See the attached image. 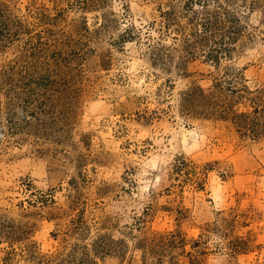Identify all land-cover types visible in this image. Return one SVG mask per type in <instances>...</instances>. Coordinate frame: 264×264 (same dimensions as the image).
Returning a JSON list of instances; mask_svg holds the SVG:
<instances>
[{
    "label": "rangeland",
    "instance_id": "obj_1",
    "mask_svg": "<svg viewBox=\"0 0 264 264\" xmlns=\"http://www.w3.org/2000/svg\"><path fill=\"white\" fill-rule=\"evenodd\" d=\"M0 264H264V0H0Z\"/></svg>",
    "mask_w": 264,
    "mask_h": 264
},
{
    "label": "bare ground",
    "instance_id": "obj_2",
    "mask_svg": "<svg viewBox=\"0 0 264 264\" xmlns=\"http://www.w3.org/2000/svg\"><path fill=\"white\" fill-rule=\"evenodd\" d=\"M196 136V135H195ZM191 137V136H190ZM193 137V136H192ZM193 139V138H192ZM194 148V147H193Z\"/></svg>",
    "mask_w": 264,
    "mask_h": 264
}]
</instances>
